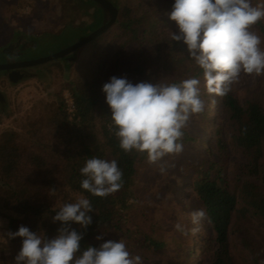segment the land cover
Instances as JSON below:
<instances>
[{
	"label": "trees",
	"instance_id": "trees-1",
	"mask_svg": "<svg viewBox=\"0 0 264 264\" xmlns=\"http://www.w3.org/2000/svg\"><path fill=\"white\" fill-rule=\"evenodd\" d=\"M263 1L251 4L262 7ZM173 3L123 0L116 23L88 43L86 60L66 85L73 110L67 109L59 88L54 99L32 104L20 131H0V264H15L21 247L22 238H9L8 232L26 226L51 239L62 226L52 220L55 210L82 197L92 204L87 213L92 223L68 225L82 233L81 251L119 240L142 264H188L194 255L184 248L188 239L179 242L182 234L174 227L179 218L170 213L176 202L179 211L193 205L207 213L206 264H264V73H240L243 95L236 83L224 96L208 93L203 70L186 45L171 39L177 31L167 15ZM250 30L260 36L264 50V19ZM111 76L133 84L200 80L204 111L190 117L179 141L183 151L171 160L183 181L165 192L157 184L147 187V154L123 151L110 128L101 88ZM217 97L224 124L212 119ZM230 145L240 154L233 164L228 163ZM92 157L117 162L123 173L118 191L100 197L81 188L80 168ZM187 183L192 185L191 204L177 199ZM167 191L174 192L173 200L164 197Z\"/></svg>",
	"mask_w": 264,
	"mask_h": 264
},
{
	"label": "clouds",
	"instance_id": "clouds-1",
	"mask_svg": "<svg viewBox=\"0 0 264 264\" xmlns=\"http://www.w3.org/2000/svg\"><path fill=\"white\" fill-rule=\"evenodd\" d=\"M167 15L177 29L171 32V39L186 45L188 55L203 70L208 93L226 95L242 71L264 73L261 38L250 30L264 19V7H254L251 0H174ZM199 85L197 78L170 84H133L124 77L111 76L101 90L119 147L125 152L146 153L149 163L182 152L179 141L183 128L193 114L205 108ZM80 173L84 177L81 188L92 195L105 197L122 187L123 173L115 160L92 157ZM92 210L89 199L83 197L60 206L52 220L62 226L51 239L26 226L8 232L9 238H22L15 264H142L141 257L132 256L119 240H106L99 247L81 251L82 233L68 225L75 222L87 227L92 223L87 213ZM206 218V211L199 209L190 213L195 227L189 230L181 223L174 227L182 235H195Z\"/></svg>",
	"mask_w": 264,
	"mask_h": 264
},
{
	"label": "rangeland",
	"instance_id": "rangeland-1",
	"mask_svg": "<svg viewBox=\"0 0 264 264\" xmlns=\"http://www.w3.org/2000/svg\"><path fill=\"white\" fill-rule=\"evenodd\" d=\"M91 2L92 1L90 0H0V50H2L5 45L8 46L11 43L10 36L12 35V37H15V32H20L17 30L18 28L25 26L35 29L44 28L46 30L40 31L39 36L35 37V40L32 41L33 47L31 49L29 48V41H16L20 47L24 46L23 48L17 50L19 52L23 51L19 54L23 55L22 58L26 59L47 56L64 48L65 46H68L71 42L75 41L73 38L74 33L72 26L83 25V28L88 29L91 27L90 25L94 22V20L96 21L97 12L90 11V7L86 6L91 4ZM122 3L123 0H121V4ZM262 7H264V1L262 3ZM65 23L67 24L65 25ZM68 23L72 26H69ZM61 27L62 30L60 31ZM51 30L54 34H51ZM175 30H177L176 25ZM58 31L60 32L58 33ZM106 41L108 42V40H104L103 43H106ZM111 44H114V42H111ZM87 46L88 44L78 50L76 61L72 67L71 79L74 77V71L76 70L77 65L86 60L85 52H87L89 48H87ZM26 48L28 51H25ZM10 51H13V49H10ZM48 67L49 68H41L43 71L49 72L53 75L55 67L53 61L49 62ZM64 69L68 72V63L64 65ZM244 80L245 78L243 77V74H240L238 79L232 83V85L236 83L235 89H237V93H240L241 95H243L244 91ZM0 84L4 88L6 87V83L4 81H1ZM67 84L68 82H65L60 77H57L51 91L38 86L36 80H27L21 85L14 86L10 92L6 90V94H9L11 104L9 106V110H11V114L0 113V131L8 128L20 131L27 117L31 115L30 112H32V104L37 100L47 101L54 99V95L57 93L59 88H61V97H63V92L66 89H69L66 87ZM213 103L218 105L217 107L212 108L211 111L214 123L220 122L221 124H224L221 117H223L224 120L225 116H221V106L218 101V97L217 100H213ZM227 150L228 163H235V161L240 158L238 149L230 145ZM173 157L174 154H168L156 163H151L146 168L145 173L147 178L150 177V180L149 178L148 180L146 179L148 181V188H150V183H153L157 184L156 186H159L162 192H165L166 188L175 185L179 181H183L182 175L177 173L175 169H172V166H174L172 165L174 160L171 161ZM161 168H163V171H161ZM191 190V183L182 185L181 190L178 192L177 199L181 202H185V204H191L192 198L188 195ZM163 194L166 199L173 200L175 198L174 192L167 191ZM175 203L176 202H174L170 208V213L178 216L179 219H177V223L185 225L189 230L195 227V225L191 223L190 213L199 210V208L189 205L188 207H185V210L180 209L179 211L181 206L178 208ZM171 225L174 226L173 224ZM210 231L211 229L209 227V223L206 220H203L199 226V231L195 235H192L190 232L187 236L181 235L179 242H185V240L188 239L189 243L187 242L186 245L183 243L184 248L185 250L187 248L194 255V258L192 261L188 262V264H206L207 260L203 259V255L206 240ZM167 238L170 239V237ZM182 252H184V249H182Z\"/></svg>",
	"mask_w": 264,
	"mask_h": 264
},
{
	"label": "water",
	"instance_id": "water-1",
	"mask_svg": "<svg viewBox=\"0 0 264 264\" xmlns=\"http://www.w3.org/2000/svg\"><path fill=\"white\" fill-rule=\"evenodd\" d=\"M90 1H92L91 4L86 6L90 7V11L97 12L96 21L94 20V22L90 25L91 27L88 29L83 28V25L72 26L74 33L73 38L75 41L71 42L68 46H65L64 48L57 50L47 56L13 59V57L9 54L12 52L10 49L13 48L14 50V48L17 46L15 52H19L17 51L20 49L18 43L12 42L8 46L5 45L7 47L5 51L8 53V58L2 59L0 61V83L1 81L6 83L5 88L0 84L1 114H11V110H9V106L11 105L9 94H6V90L10 92L14 86L21 85L27 80H36L38 86L51 91L57 77H60L65 82H70L72 80V67L76 61L78 50L93 39L97 38L99 35L106 32L114 23H116L121 7V0ZM52 33L54 34V32ZM39 34L40 32L36 34L35 37L39 36ZM22 52L23 51H20L18 54ZM51 61H53L55 65L53 75H51L49 72L43 71L41 68H49L48 64ZM66 63H68V72H66L64 69V65Z\"/></svg>",
	"mask_w": 264,
	"mask_h": 264
},
{
	"label": "crops",
	"instance_id": "crops-1",
	"mask_svg": "<svg viewBox=\"0 0 264 264\" xmlns=\"http://www.w3.org/2000/svg\"><path fill=\"white\" fill-rule=\"evenodd\" d=\"M70 23V22H69ZM69 23H68V25H69ZM67 23H65V25H66ZM18 31H20V32H15V37L13 36L12 37V35L10 36V41H11V43L12 42H16V41H22L23 40V38L24 37H28L27 35H29V37L31 38V40L32 41H34L35 40V36H36V34H38L40 31H42V30H46V29H44V28H42V29H35V28H28V27H21V28H18L17 29ZM62 30V27L60 28V31ZM33 31V32H32ZM52 31V30H51ZM60 31H58V33L60 32ZM53 32V31H52ZM51 32V33H52ZM23 34H25V35H23ZM27 34V35H26ZM10 43V44H11ZM9 44V45H10ZM19 45V44H18ZM6 47V46H5ZM5 47H4V49H5ZM17 47V46H16ZM19 47H20V45H19ZM24 46H21L20 47V49L21 48H23ZM30 47H33V44L32 45H30ZM26 50H28L27 48H26ZM25 50V51H26Z\"/></svg>",
	"mask_w": 264,
	"mask_h": 264
},
{
	"label": "flooded vegetation",
	"instance_id": "flooded-vegetation-1",
	"mask_svg": "<svg viewBox=\"0 0 264 264\" xmlns=\"http://www.w3.org/2000/svg\"><path fill=\"white\" fill-rule=\"evenodd\" d=\"M69 26H72V25H69ZM23 35H25V34H23ZM27 35V34H26ZM28 37H24L23 38V41H29V43H30V45H32L33 44V42H32V40H31V38L29 37V35H27ZM23 44H24V42H23ZM30 49L32 48V47H29ZM7 49V48H6ZM11 49H13V48H11ZM17 49V47H15L14 48V50L11 52V53H9L12 57H13V59H18V58H22L23 57V55L21 54V55H19L18 53L19 52H15V50ZM3 50V51H2ZM2 50H0V61L2 60V59H7L8 58V53L4 50V48H2ZM4 51H5V53H4ZM11 57V58H12Z\"/></svg>",
	"mask_w": 264,
	"mask_h": 264
},
{
	"label": "built area",
	"instance_id": "built-area-1",
	"mask_svg": "<svg viewBox=\"0 0 264 264\" xmlns=\"http://www.w3.org/2000/svg\"><path fill=\"white\" fill-rule=\"evenodd\" d=\"M63 99H64V102L67 105V109L69 111H72L73 110V98H72V95H71L69 89H66L63 92Z\"/></svg>",
	"mask_w": 264,
	"mask_h": 264
}]
</instances>
